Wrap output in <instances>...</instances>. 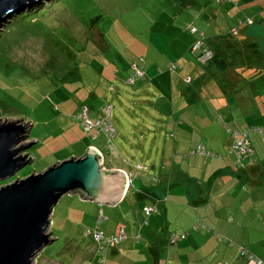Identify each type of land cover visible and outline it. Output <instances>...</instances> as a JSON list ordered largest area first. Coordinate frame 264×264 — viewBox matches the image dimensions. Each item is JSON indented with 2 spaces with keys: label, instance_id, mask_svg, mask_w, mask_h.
<instances>
[{
  "label": "crops",
  "instance_id": "obj_1",
  "mask_svg": "<svg viewBox=\"0 0 264 264\" xmlns=\"http://www.w3.org/2000/svg\"><path fill=\"white\" fill-rule=\"evenodd\" d=\"M235 14L238 21L250 19L240 30L238 42L227 39L224 43L217 30L205 32L210 40L203 47L225 59V67L200 62L193 54L196 60L185 59L180 73L156 81L165 82L167 90L148 93L144 88L134 94L133 103L139 109L132 112L125 106L122 116L129 112L130 118L118 120L121 138L126 140V133L133 132L141 142H148L142 146L137 166L118 158L112 139L103 131L76 140L73 151L45 166L81 156L90 147L103 155L99 144H110L116 156L107 161L103 155L105 169L122 171L127 178L120 202L113 207L100 206L80 202L79 193L65 195L71 198L65 202L71 205L66 219L72 225V235L86 236L85 229H94L101 214L105 233L124 229L122 243L106 249V264H256L241 256L240 249L253 253L264 264V136L250 135L255 155L241 168L229 152L233 144L230 131L264 125V58L255 54L254 45L240 43L246 33L254 32L264 41V16L262 12L242 14L238 9ZM209 15L218 20L214 11ZM118 59L127 77L133 65L124 56L118 55ZM141 64L145 76L138 82L146 85L152 66ZM95 139L100 140L93 142ZM200 144L216 156H188ZM147 207L155 210L146 215ZM200 222L206 227L194 229ZM185 232L186 238L170 243L172 234ZM89 239L83 245L73 238L70 261L98 264L97 243Z\"/></svg>",
  "mask_w": 264,
  "mask_h": 264
},
{
  "label": "rangeland",
  "instance_id": "obj_2",
  "mask_svg": "<svg viewBox=\"0 0 264 264\" xmlns=\"http://www.w3.org/2000/svg\"><path fill=\"white\" fill-rule=\"evenodd\" d=\"M263 4L261 0H40L14 10L0 21V118L31 122L28 141L37 142L28 149L34 161L0 185L40 172L73 151L76 140L90 139L92 133L77 118L83 106L89 107L93 117H105L111 109L109 120L117 134L110 139L118 158L137 166L142 146L148 142H141L133 132H127L124 140L117 125L118 120L130 118L129 112L122 116L125 106L132 112L139 109L133 103L134 94L144 88L148 93L167 90L165 82L156 81L180 73L185 59L194 57L193 44L208 45L206 31H220L224 43L227 39L238 42L246 24L233 33V20L236 25L239 19L236 10L264 16ZM210 11L218 14V20ZM240 43L254 45L255 54L264 58V41L255 32L246 33ZM118 55L131 64L152 66L146 85L137 77L132 83L124 82L127 73ZM172 63H178L174 70L169 69ZM107 64H111L108 70ZM133 74L131 70L125 81ZM109 145L99 144L107 161L116 156ZM61 199L47 230L55 239L43 247L33 264H76L77 260L70 261L73 238L83 245L91 241V236L72 235L66 219L71 205L65 202L71 198Z\"/></svg>",
  "mask_w": 264,
  "mask_h": 264
},
{
  "label": "water",
  "instance_id": "obj_3",
  "mask_svg": "<svg viewBox=\"0 0 264 264\" xmlns=\"http://www.w3.org/2000/svg\"><path fill=\"white\" fill-rule=\"evenodd\" d=\"M38 1L0 0V21ZM31 126L23 119L0 118V182L34 161L28 152L37 142L28 141ZM127 186L125 173L105 169L103 156L91 147L81 156L0 185V264H33L43 247L55 239L47 230L63 196L79 193L81 201L113 207Z\"/></svg>",
  "mask_w": 264,
  "mask_h": 264
},
{
  "label": "built area",
  "instance_id": "obj_4",
  "mask_svg": "<svg viewBox=\"0 0 264 264\" xmlns=\"http://www.w3.org/2000/svg\"><path fill=\"white\" fill-rule=\"evenodd\" d=\"M250 19H240L237 25L233 28V33L239 31L240 27L247 23ZM191 51L196 56V58L203 63L209 62L213 57V52L209 49L203 47L201 43L194 44L191 48ZM178 66V63H172L169 65L170 70H174ZM133 76L129 77L125 82L132 83L134 81L133 77L144 78L145 71L139 68L136 65L132 66ZM110 108L107 109L106 116L98 115L93 117L87 107H83L78 115L84 126L85 131L88 134L93 133L94 131H103L108 138H113L116 135V129L113 123L109 120ZM252 132H257L260 135H264V127H248L244 130H233L230 131V134L233 138V144L230 149V153H232L236 158V165L238 167H243L247 162L253 160L255 151L253 145L251 144V140L249 139V135ZM100 153V152H99ZM101 154V153H100ZM189 154H202L206 157H214L215 153H212L208 150L204 145L200 144L195 149L191 150ZM101 156H103L101 154ZM155 209L153 207H147L145 209L146 215H150ZM103 221V215L101 214L97 225L94 229H85V235L91 236L97 243V252L99 254L98 264H106V249H108L111 245H120L122 241L125 239L124 229H119L116 233H105L104 230L101 229V223ZM200 227H206L203 222H200L194 229H198ZM187 233H176L170 236V243L176 244L180 240L186 238ZM240 253L242 256H247L248 259H251L256 262V264H261L262 261L253 253L245 251V249H240Z\"/></svg>",
  "mask_w": 264,
  "mask_h": 264
},
{
  "label": "trees",
  "instance_id": "obj_5",
  "mask_svg": "<svg viewBox=\"0 0 264 264\" xmlns=\"http://www.w3.org/2000/svg\"><path fill=\"white\" fill-rule=\"evenodd\" d=\"M194 45V44H193ZM193 47V46H192ZM209 62H211V63H215V64H218L219 66H221V68L222 67H225V65H226V61H225V59H223V58H221L218 54H216V53H213V57H212V59L209 61ZM132 65H136V66H138L139 68H141V69H143L144 70V68L143 67H141L139 64H136V63H134V64H132ZM195 149V148H194ZM240 255H241V253H240ZM242 256V255H241ZM251 260V259H250ZM253 261V260H252ZM255 262V261H254ZM256 263V262H255Z\"/></svg>",
  "mask_w": 264,
  "mask_h": 264
}]
</instances>
